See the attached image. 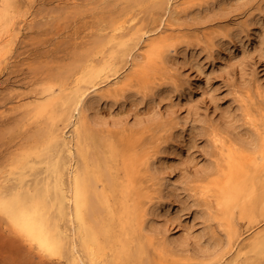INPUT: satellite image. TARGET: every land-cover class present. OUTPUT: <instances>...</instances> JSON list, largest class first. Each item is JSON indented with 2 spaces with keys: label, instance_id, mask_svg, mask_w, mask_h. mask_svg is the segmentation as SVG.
Returning a JSON list of instances; mask_svg holds the SVG:
<instances>
[{
  "label": "rangeland",
  "instance_id": "374dc122",
  "mask_svg": "<svg viewBox=\"0 0 264 264\" xmlns=\"http://www.w3.org/2000/svg\"><path fill=\"white\" fill-rule=\"evenodd\" d=\"M13 1L16 5L12 9L17 11L13 37L0 64V191L13 187L33 190L40 186L50 172L46 163L37 162L47 157L59 159L60 167H66V182L69 179L70 155L66 141L71 137L72 123L65 127L68 121H58L57 130H62L64 135L56 137V144L52 142L45 155L37 149L33 154L32 147L42 145L41 140L47 134L50 115L47 112L39 116L27 114L25 101L50 86L55 91L66 86L70 91L87 66L99 61L114 45L106 37L116 27L120 29L117 33L133 27L150 31L137 41L132 55L115 59L119 75L129 70L134 53H145L144 43L149 37L163 31L179 34L185 41L176 51L171 48L166 64L173 77L172 83L169 81L171 87L160 91L155 88L138 91L135 87L132 94L117 100L102 99L89 111L90 127L96 138L88 139L85 145L93 152V162L106 156L108 143L113 145L116 156L111 172L118 184L128 185L123 153L129 150L135 156L129 158L136 159L161 146L155 167H151L155 178L150 179V173H144L142 168L139 172L143 193L148 191L154 196L143 230L125 211L133 209L134 197L127 190L131 186L124 193L116 191L110 195L111 207L117 213L115 237L106 249V256L111 259L115 248H123V252H137V258L116 260L121 264H190L197 263L204 256L202 252L213 251L209 258L212 264L222 252L224 256L218 264L237 260L242 254L246 258L241 264H264V255L250 250L257 230H260L258 235L262 232L261 237L264 236L260 210L256 208L241 220L238 217L237 240L231 249L226 245L221 247L218 241L226 238L222 226L214 218L207 220L209 211L195 200L196 195H189L187 188L188 178L209 161L206 136L197 120L206 115L207 121L216 122L219 117L234 113L235 94L242 92L246 83L250 84L249 92L255 100H259L255 85L259 84V90L264 92V0H194L203 7L191 16H186L180 7L171 10L173 0ZM135 40L130 42L132 46ZM93 114L102 121L92 119ZM154 114L159 116L147 120ZM116 117L119 122L112 124ZM236 117L234 114L233 118ZM25 153L29 155L24 156ZM75 157L78 165L83 163L82 157ZM20 172L23 175H18ZM17 177H22V183L17 182ZM97 186L108 188L107 176ZM138 186L135 184L133 189ZM69 212L66 207V214L58 219L60 227L69 234L67 246L60 255L40 252L0 212V264H73L72 242L76 237H73ZM79 247L75 250L84 256ZM170 251L174 254H169Z\"/></svg>",
  "mask_w": 264,
  "mask_h": 264
},
{
  "label": "bare ground",
  "instance_id": "6f19581e",
  "mask_svg": "<svg viewBox=\"0 0 264 264\" xmlns=\"http://www.w3.org/2000/svg\"><path fill=\"white\" fill-rule=\"evenodd\" d=\"M15 5L13 0L0 1V64L9 47L7 43L13 37L14 18L17 11H13L12 7ZM179 7L182 8L186 16H191L194 11L202 8L203 4L194 0H173L171 10L175 11ZM166 23L170 24L168 20ZM118 29L119 27L114 28V31L106 37L107 42L114 43L115 47L111 44L113 48L110 47L105 56L102 54L101 58H98L99 61L89 66L85 65L88 69L84 70L80 80H77L70 91L66 89V86L61 87L59 91L53 90L50 86L48 89H43V93L35 94L32 99L25 101L28 107L27 114L39 116L47 112L50 115L47 134L41 140L42 145L40 144L35 149L32 147L33 154H36L35 150L37 149L38 152L41 151L42 155H45L43 153L51 149L52 142L54 145L56 144V137L64 135L61 128V132L58 131V121H68L65 127L72 123L71 137L66 141L70 155L69 169L67 170L68 181L66 182L64 177L66 167L63 169L60 167V160H51L50 157H47L37 162V164L46 163L50 172L47 180H44L40 186H35L33 190L28 187H16V189L13 187L0 191L1 214L7 217L10 225L18 230L31 245H34L40 252L49 255H60L67 246L69 234L67 229L60 227L58 219L66 214V207L69 208L72 233L73 237H76V240L72 242L74 252L71 261L73 264H79L80 261L83 264H121L118 261H121L122 257H136L137 252H123V248H119V250L115 248L111 259L106 256V249L115 237L113 227L117 213L111 207L110 195L116 191L124 193V189L131 186L127 190L130 192L129 195L134 197L133 209L129 212L125 211L127 217L130 214L131 219L136 220L139 228L143 230L154 196L148 191L143 193L144 186L139 180V172L143 169L144 173H150V179L155 178L151 173V167H155L157 153L161 148V146L158 147L159 149L157 148L158 150H154L153 153L147 152L140 157L136 156V159L129 158L135 157L128 153L129 150L123 153L124 171L128 178V185L118 184L116 175L111 172L112 161L116 156L113 145L103 144L108 148V151L103 158L98 157V162H93L91 159L93 152L89 151L85 145V141L88 139L96 138L95 131L90 127V109L102 99L115 100L132 94L136 91L135 87L138 88V91L150 88H155L158 91L167 90L171 87L169 81L171 83L173 81L166 65L169 61L170 50L174 48L176 51L185 41L181 35L164 33L165 31L155 37H149L150 40L147 41V39L145 40L147 42L144 43L147 48L145 53H134L129 70H125L127 72L119 75L115 59L132 55L137 41H140L150 31L133 27L128 31L117 33ZM2 38L3 40H1ZM134 39L136 42L132 46L130 42ZM4 42L6 44H3ZM120 46L123 47L120 49L118 48ZM111 77H115L113 81L109 80ZM104 82H106V87L103 86ZM255 87L259 95L258 101L249 92L250 84L246 83L240 90L242 92L235 91L238 94H235L234 98L236 101L234 113L221 116L220 120L217 119L216 122L207 121L206 115L199 117L197 122L206 136V148L208 149L206 154L209 161L187 180L190 182L187 187L190 189L189 195H196L195 200L209 211L206 212L207 220L216 219L224 230L226 238L223 241H218L219 246H230V249L238 237V217L241 220L254 213L257 208L261 211L262 219H264V92L259 90V84ZM235 89L239 90V88ZM234 114L237 115L236 118H233ZM158 116L159 114H154L147 117V120ZM94 117L96 122L102 121V118L100 119L96 114L95 116L93 114L92 119ZM116 118L117 120L112 119V124L119 122V117ZM48 137L50 139L47 140ZM161 137L162 135L159 139ZM38 141L40 142V140ZM66 143L64 144L66 145ZM28 155L29 153L24 154V156ZM75 156L82 157L83 163L78 165L75 162ZM161 172L162 170L159 169L158 173ZM18 175L23 174L20 172ZM106 176L109 183L108 188L103 186L99 189L97 182ZM16 180L22 183V177H17ZM193 182H196L195 185L192 184ZM135 184H139L138 189H133ZM116 185L119 186L118 189ZM154 210L155 207L152 208V212ZM258 233L260 230H257L250 242V250L256 255H264V236L261 237L262 232L260 235ZM77 245L80 246L84 256L79 255L75 250ZM222 250L220 251L222 252ZM170 253L174 254L173 251ZM202 253L203 259H197V263L190 262V264H212L209 258L213 251ZM243 255L245 254L236 257L237 260L233 259L224 264H241V261L246 258V256L243 258ZM223 256L222 252L214 263L221 262ZM141 264L144 263L141 262Z\"/></svg>",
  "mask_w": 264,
  "mask_h": 264
}]
</instances>
